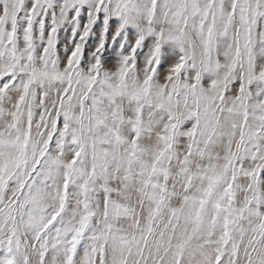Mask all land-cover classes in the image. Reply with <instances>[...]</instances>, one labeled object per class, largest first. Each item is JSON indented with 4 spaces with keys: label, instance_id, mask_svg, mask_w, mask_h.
Here are the masks:
<instances>
[{
    "label": "snow or ice",
    "instance_id": "obj_1",
    "mask_svg": "<svg viewBox=\"0 0 264 264\" xmlns=\"http://www.w3.org/2000/svg\"><path fill=\"white\" fill-rule=\"evenodd\" d=\"M0 264H264V0H0Z\"/></svg>",
    "mask_w": 264,
    "mask_h": 264
}]
</instances>
